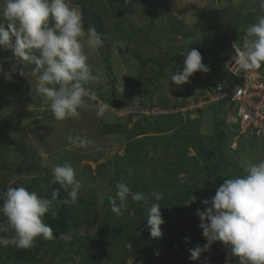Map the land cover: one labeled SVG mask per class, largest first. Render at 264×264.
Instances as JSON below:
<instances>
[{
    "label": "rangeland",
    "instance_id": "1",
    "mask_svg": "<svg viewBox=\"0 0 264 264\" xmlns=\"http://www.w3.org/2000/svg\"><path fill=\"white\" fill-rule=\"evenodd\" d=\"M79 1L68 0L81 11ZM86 5L102 14L107 34L115 44L110 49L104 44L95 49L85 46L96 78L88 87L96 99L89 100L91 107L80 109L78 117L57 121L49 102L35 90L36 78L31 73L35 65L23 62L24 67L12 60L11 50L0 49V66L12 78L0 77L20 87L0 90V189L6 191L18 183L25 188L39 185L45 195L55 185L51 168L65 163L73 166L82 182L76 203L70 202L78 228L65 227L57 209L51 207L56 214L54 238L45 244L42 237L35 240L32 250L37 259L22 263L0 246V264H69L73 258L74 264H124L126 248L125 264H165L159 255L164 252L154 244L147 249L151 238L139 231L133 220L138 216L137 207L146 212L144 203L129 199L120 215L112 211L116 185L123 182L133 192L151 195L163 188L160 177L168 163L183 162L186 172L179 176L181 183L195 181L206 166L212 169L210 199L225 179L244 174L248 163L264 159L261 140L244 137L237 150L231 149L230 138L223 144L218 142L217 127L224 119L219 105L200 109L203 118L198 111H175L184 89L173 84L170 75L182 69L183 62L174 60L165 69L158 65L172 57L184 58L185 49L195 48L209 71L194 73L185 85L211 87L220 80L228 81L224 60L231 53L226 46L230 31H235L234 41L243 46L246 27L264 14L259 0H127L113 5L111 0H87ZM0 22L7 27L2 17ZM116 41L123 42L125 53L120 52ZM139 56L156 64L144 66ZM13 64H17L14 73ZM22 68L25 76L19 74ZM142 69L141 80L134 85ZM259 70L264 75V66ZM99 108H103L102 113ZM174 113L173 118L163 117ZM179 119L186 125H179ZM106 123H123L125 131L103 134ZM69 136H81L92 143L79 148L69 143ZM19 141L20 148L16 146ZM218 150L225 155L223 160L218 154L208 157L204 152ZM194 191L203 195L207 185H198ZM224 260L221 247L203 251L197 260L190 255L173 258V264H224ZM231 264H239V258L232 255Z\"/></svg>",
    "mask_w": 264,
    "mask_h": 264
},
{
    "label": "clouds",
    "instance_id": "2",
    "mask_svg": "<svg viewBox=\"0 0 264 264\" xmlns=\"http://www.w3.org/2000/svg\"><path fill=\"white\" fill-rule=\"evenodd\" d=\"M264 12V0H259ZM0 17V49L11 50L18 64L35 65L31 68L36 78L35 90L49 102L51 113L57 121L76 118L80 109L91 107L89 100L96 95L90 83L95 82L88 56L84 48H99L103 44L101 35L94 25L84 27L82 13L78 6H70L68 0H3ZM243 46L234 44L235 63L248 71L264 66V14L258 15L246 29ZM123 47L122 41H116ZM182 69L170 75V81L177 85L189 82L196 72L207 73L209 68L202 62V54L195 48L185 49ZM17 71L13 64L11 72ZM0 74L11 79L0 66ZM25 76L24 68L19 70ZM100 113L103 108H99ZM70 144L85 148L91 140L81 136H69ZM41 156L45 154L40 153ZM52 183L58 184L68 195L65 204L76 203L82 182L76 170L69 163L51 168ZM59 189L51 198L41 197L23 186L0 189V234L11 232L10 237L0 235V246H14L28 249L34 246L38 237L53 239V229L43 217L57 201ZM162 194L153 191L149 196L133 192L123 182L116 185L111 208L116 215L127 207V201L143 202L146 205L147 226L153 238L162 236L161 225L165 223L158 203ZM153 200L155 202H150ZM195 196L184 203H195ZM205 210L197 209L201 223L199 227L207 243L189 249L190 258L197 260L212 243L220 241L230 246L239 264H264V159L248 163L244 174L227 178L216 189L215 195L202 201ZM188 238H185L187 240Z\"/></svg>",
    "mask_w": 264,
    "mask_h": 264
},
{
    "label": "trees",
    "instance_id": "3",
    "mask_svg": "<svg viewBox=\"0 0 264 264\" xmlns=\"http://www.w3.org/2000/svg\"><path fill=\"white\" fill-rule=\"evenodd\" d=\"M127 0H111V4L116 3H125ZM87 0H81L77 3L81 7V13L83 16L84 21V27L85 30L90 25H94L96 31L101 35V38L103 40V44L107 47V49H110L115 43L109 38L105 26V21L101 13L96 12L94 10H90L87 8ZM112 8H115L114 6H111ZM119 50L121 53L126 52V48H123L119 46ZM144 66H148L150 62L153 64H156V61L146 60L142 56H139ZM12 60L14 62H17L16 58L13 56ZM174 60H177L176 62H183L184 58H177L172 57L170 60H167L165 63L160 62L158 65L161 67V69L168 68L170 63ZM143 69L140 72V76L133 82L134 85L140 82L141 76L143 74ZM188 86V85H187ZM189 88H192L193 86L189 85ZM20 87L18 84H14L2 77H0V90L9 91V90H15L19 89ZM101 89V87H99ZM100 91V90H98ZM191 94V91L184 90L183 98L181 104L184 103V100ZM200 112L199 114L202 115L201 118H203L204 112L202 110H196ZM196 111H194L196 113ZM203 112V113H202ZM182 113V112H180ZM180 113H177V115L181 116ZM161 116V115H158ZM172 116H176V113L174 115L167 114L164 115V119L173 118ZM183 116V115H182ZM175 118V117H174ZM199 117V120H201ZM203 120V119H202ZM220 122V121H219ZM183 120L179 119L178 124H183ZM185 124V123H184ZM186 125V124H185ZM184 127V125H183ZM136 126H134V129ZM125 131V126L123 123H106L102 127V133L103 134H116V133H122ZM217 139L220 144H223L228 138L229 133L226 130L224 124L222 121L219 123L217 127ZM143 134L142 132H138L137 135ZM251 140V139H250ZM255 140V139H253ZM264 145V144H263ZM17 147L22 146V141H19L16 143ZM1 148V146H0ZM206 152L207 156H213L218 154L221 160L225 158V155L222 153V151L218 150L217 153L214 151H204ZM220 164V163H218ZM218 164L216 166H218ZM207 171V174L205 172ZM186 172L185 163L183 162H169L167 167L162 170V175L160 177V183L163 185L162 189L158 191L162 194V199L158 202L161 205V213L162 217L165 221L164 224L161 225V231L162 236L159 238H153L150 235V230L147 226V213L142 209V207H137L138 209V216L135 215L133 218L134 222L138 226V230L141 232H145L147 234V238H151V241L149 242V245L147 246V249H151V245L154 244V247L160 251H163L165 255L159 254L162 260L165 262V264H173V258L183 257L190 255L189 249H194L197 245L203 246L205 243H207L206 239L204 238L202 234V229L199 227L201 221L199 217L197 216V209L205 210L206 205L202 203L204 199H209V196L212 192V186L210 183H212V169H209L208 166L205 167L199 174L195 181L193 182H179V176L182 173ZM198 185H207L208 191L205 192L203 195L195 193L194 188H197ZM18 186L20 184L18 183ZM34 188V192L38 194V196L51 198V193L55 189H59V195L57 198V201H55L52 205V208H56L57 212L60 214L58 217H61L63 220V225L67 228L71 229H77L79 226L78 223V217H73L75 213V207L72 206L70 203L65 204L64 200L69 199L67 193L60 188L58 184H55L50 191L47 192V194L42 195L41 189L39 188V185L37 187H26L27 190L30 192ZM150 197V195H148ZM191 196H195L197 198L195 203H191L190 205H186L184 202ZM132 201V200H131ZM150 202H155L153 200H150ZM146 206V205H145ZM56 214L53 212V210H49V212L43 217V220L45 223H47L52 229H54L55 223H56ZM126 217V216H125ZM126 219V218H124ZM120 234V238H123V233L121 230L118 232ZM118 234V235H119ZM0 235H4L5 237H10L12 235L11 232L2 233ZM185 238H188L185 240ZM146 239V238H145ZM48 243V240H44L43 244ZM223 246V242L220 243V241L212 243L210 249H220ZM7 252L13 256L15 259L22 263L30 262L34 259H37L36 252H33L32 247L28 249H19L14 246H3ZM128 248H126L125 252L123 253L124 258L126 260ZM150 257V255H148ZM41 260L42 259H38ZM124 260V264H125ZM75 259L73 258L69 264H74Z\"/></svg>",
    "mask_w": 264,
    "mask_h": 264
},
{
    "label": "built area",
    "instance_id": "4",
    "mask_svg": "<svg viewBox=\"0 0 264 264\" xmlns=\"http://www.w3.org/2000/svg\"><path fill=\"white\" fill-rule=\"evenodd\" d=\"M245 36H243L244 42ZM234 44L231 53L224 60V67L228 71V81H218L211 87H192L183 84L184 90L191 94L181 104L175 105V111L192 113L205 106L219 105L222 123L229 133L230 147L239 148L241 139L261 140L264 144V75L257 69L248 71L235 63ZM176 102V104H177Z\"/></svg>",
    "mask_w": 264,
    "mask_h": 264
},
{
    "label": "water",
    "instance_id": "5",
    "mask_svg": "<svg viewBox=\"0 0 264 264\" xmlns=\"http://www.w3.org/2000/svg\"><path fill=\"white\" fill-rule=\"evenodd\" d=\"M38 131H41V128H38ZM222 251L225 254V260H224V264H231L232 261V253H231V248L230 246H227L223 243L222 246Z\"/></svg>",
    "mask_w": 264,
    "mask_h": 264
},
{
    "label": "crops",
    "instance_id": "6",
    "mask_svg": "<svg viewBox=\"0 0 264 264\" xmlns=\"http://www.w3.org/2000/svg\"><path fill=\"white\" fill-rule=\"evenodd\" d=\"M230 33H232V35L231 34H229V39H230V42L228 43V45H226L227 46V50H231V45H232V42L234 41V38H233V36H234V33H235V31L234 30H232V31H230ZM235 42V41H234ZM238 44V43H237ZM225 46V47H226Z\"/></svg>",
    "mask_w": 264,
    "mask_h": 264
}]
</instances>
